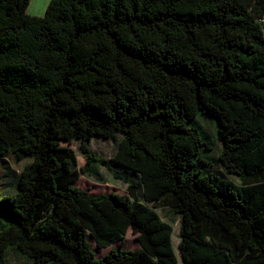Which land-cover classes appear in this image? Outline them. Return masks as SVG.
I'll use <instances>...</instances> for the list:
<instances>
[{
	"label": "trees",
	"instance_id": "obj_1",
	"mask_svg": "<svg viewBox=\"0 0 264 264\" xmlns=\"http://www.w3.org/2000/svg\"><path fill=\"white\" fill-rule=\"evenodd\" d=\"M29 4L0 0V159L33 158L15 195L0 189V264L10 247L33 264H264V0ZM198 115L239 182L202 168ZM93 137L117 142L111 160ZM99 167L127 194L75 185ZM162 207L179 216V258Z\"/></svg>",
	"mask_w": 264,
	"mask_h": 264
},
{
	"label": "rangeland",
	"instance_id": "obj_2",
	"mask_svg": "<svg viewBox=\"0 0 264 264\" xmlns=\"http://www.w3.org/2000/svg\"><path fill=\"white\" fill-rule=\"evenodd\" d=\"M51 0H30V4L27 9V13L31 16L42 17L45 15L46 9ZM190 125L194 127V129L198 132V134L202 137V139L213 147L211 152L204 153V158L208 161L212 162L213 165L205 166L201 165L202 168L211 169L218 172H225L224 168L219 161V154L222 149L223 143L217 137L216 133V123L213 120H208L203 118L202 115H198L194 118L193 121L190 122ZM68 145V144H67ZM73 148L78 154V165L82 166L85 163L84 158L80 155L79 151V142L75 141L69 145ZM91 149L103 156L111 160L116 152L117 142L113 139H104L101 137H93L90 141ZM32 157H25L23 159H18L13 154L8 155L0 159V189L5 195H15L17 191L16 184L19 179L18 174L20 170L26 165L32 162ZM119 174L124 173V169L121 167H115ZM99 171L98 176L101 178L100 181L91 180V178L81 175L79 180L75 183L78 187L82 188L85 191H88L91 194L98 195L102 193H110L116 192L120 194H127L126 184L120 178H117L115 174L104 167L97 168ZM226 173V172H225ZM227 176L234 180L235 182H239V179L235 176H231L226 173ZM161 217L169 221L173 224L174 232L172 235V244L175 251L176 256L179 258L180 254L178 251V244L180 242V229L178 226L179 216L175 214L172 209L169 207H162L157 209ZM121 242L114 243L111 247L100 249L94 244L93 249L98 258H105L107 254H109L114 249H119ZM124 247L127 249H137L140 247L139 242L137 241L136 235L132 233L131 230L128 231L125 241ZM8 249V260L9 264H33L32 261L27 260L25 257L18 255L14 249ZM53 264V263H46Z\"/></svg>",
	"mask_w": 264,
	"mask_h": 264
}]
</instances>
